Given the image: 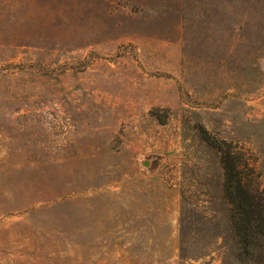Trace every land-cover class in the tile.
<instances>
[{"label": "rangeland", "instance_id": "rangeland-1", "mask_svg": "<svg viewBox=\"0 0 264 264\" xmlns=\"http://www.w3.org/2000/svg\"><path fill=\"white\" fill-rule=\"evenodd\" d=\"M204 130L264 193V0H0V264H264Z\"/></svg>", "mask_w": 264, "mask_h": 264}, {"label": "trees", "instance_id": "trees-1", "mask_svg": "<svg viewBox=\"0 0 264 264\" xmlns=\"http://www.w3.org/2000/svg\"><path fill=\"white\" fill-rule=\"evenodd\" d=\"M202 138L221 154L224 170L223 193L230 206V222L240 243L246 247L258 246L264 240V193L252 189L246 182L241 169L236 165L227 144L212 140L206 130Z\"/></svg>", "mask_w": 264, "mask_h": 264}]
</instances>
